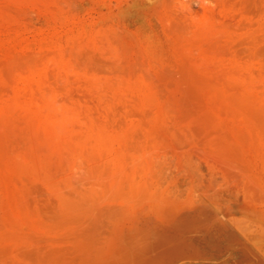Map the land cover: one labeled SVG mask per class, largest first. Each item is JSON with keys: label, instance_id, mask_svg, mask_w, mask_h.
<instances>
[{"label": "rangeland", "instance_id": "obj_1", "mask_svg": "<svg viewBox=\"0 0 264 264\" xmlns=\"http://www.w3.org/2000/svg\"><path fill=\"white\" fill-rule=\"evenodd\" d=\"M263 243L264 0H0V264Z\"/></svg>", "mask_w": 264, "mask_h": 264}, {"label": "bare ground", "instance_id": "obj_2", "mask_svg": "<svg viewBox=\"0 0 264 264\" xmlns=\"http://www.w3.org/2000/svg\"><path fill=\"white\" fill-rule=\"evenodd\" d=\"M225 236H226V232H224V231H219V233H217V235H216V238L218 239V241L219 242H223L224 240H225ZM264 244V243H263ZM243 247H245V246H242V247H239V248H237V247H235V250L237 249L238 251H237V253H239L241 256H242V264H252V262H253V259H252V257L250 256V252L248 251V249H246V248H243ZM231 248V247H230ZM262 250V249H261ZM234 253V252H233ZM217 257H219V258H221V257H223V255L222 256H220V255H218ZM241 258V257H240ZM230 260V259H229ZM222 261V260H221ZM231 261H233V260H231ZM234 263V262H233ZM232 263V264H233Z\"/></svg>", "mask_w": 264, "mask_h": 264}]
</instances>
